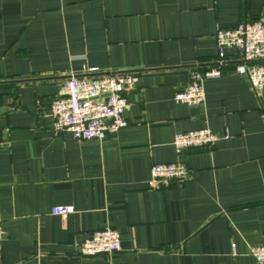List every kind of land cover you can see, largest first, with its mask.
Segmentation results:
<instances>
[{
    "label": "crops",
    "instance_id": "obj_1",
    "mask_svg": "<svg viewBox=\"0 0 264 264\" xmlns=\"http://www.w3.org/2000/svg\"><path fill=\"white\" fill-rule=\"evenodd\" d=\"M259 19L264 0H0V264H258L264 90L235 71L241 56L226 47L203 105L174 95L219 65V28ZM111 73L138 76L129 126L103 141L56 132L51 106L64 81ZM203 128L216 145L177 154L175 134ZM161 163L189 175L151 189ZM108 227L121 251L80 255Z\"/></svg>",
    "mask_w": 264,
    "mask_h": 264
},
{
    "label": "built area",
    "instance_id": "obj_2",
    "mask_svg": "<svg viewBox=\"0 0 264 264\" xmlns=\"http://www.w3.org/2000/svg\"><path fill=\"white\" fill-rule=\"evenodd\" d=\"M216 40L219 65L204 72L194 71L188 85L174 95L176 102L191 107L205 103L204 83L208 79L222 77L226 47L236 49L241 56L235 71L246 77L256 92L264 90V20L242 21L233 28H219ZM137 81L138 76L132 73L70 76L61 85L51 106L54 130L70 133L77 141H103L109 133L128 127L129 122L125 117L129 108L127 94ZM219 140L220 137L211 129L203 128L176 133L173 145L177 154H182L189 149L212 147ZM150 174L149 187L164 189L187 178L189 170L183 164L161 163L153 165ZM73 211V207L55 206L51 213L66 216ZM2 240L0 231V253ZM80 248V255L86 257H112L121 251V236L111 227L97 230L80 244ZM251 254L258 264H264V246L252 247Z\"/></svg>",
    "mask_w": 264,
    "mask_h": 264
}]
</instances>
